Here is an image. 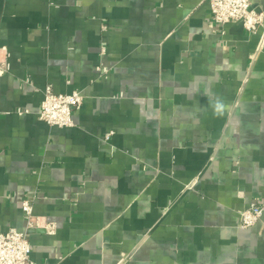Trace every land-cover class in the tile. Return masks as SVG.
<instances>
[{"label": "crops", "instance_id": "obj_1", "mask_svg": "<svg viewBox=\"0 0 264 264\" xmlns=\"http://www.w3.org/2000/svg\"><path fill=\"white\" fill-rule=\"evenodd\" d=\"M263 34L208 0H0V228L35 264H264Z\"/></svg>", "mask_w": 264, "mask_h": 264}, {"label": "built area", "instance_id": "obj_2", "mask_svg": "<svg viewBox=\"0 0 264 264\" xmlns=\"http://www.w3.org/2000/svg\"><path fill=\"white\" fill-rule=\"evenodd\" d=\"M212 15L216 21L228 23L241 21L248 31L263 28L264 15L252 7L251 0H208ZM264 37V34H263ZM103 51L106 48L102 49ZM100 69V67H99ZM6 71V65L0 62V73ZM83 95L74 90L70 93L55 92L51 85L44 89V97L41 101L38 115L40 119L50 125L58 127H71L75 124L74 112L82 106ZM110 133L106 135L109 138ZM33 197L27 196L22 202V210L25 214L28 227L31 228L39 223L34 214ZM264 213V203L254 200L249 207L241 213L240 227L249 228L254 226ZM50 232L55 231L54 224L47 225ZM32 245L28 233L15 227L7 230L0 228V264H35L31 258Z\"/></svg>", "mask_w": 264, "mask_h": 264}, {"label": "clouds", "instance_id": "obj_3", "mask_svg": "<svg viewBox=\"0 0 264 264\" xmlns=\"http://www.w3.org/2000/svg\"><path fill=\"white\" fill-rule=\"evenodd\" d=\"M224 108H225V105L223 102L217 100L214 104V110H215V114L216 115H221L223 114V111H224Z\"/></svg>", "mask_w": 264, "mask_h": 264}]
</instances>
